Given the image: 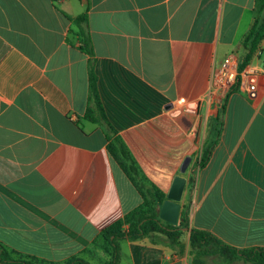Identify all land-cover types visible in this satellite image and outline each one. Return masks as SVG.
Returning <instances> with one entry per match:
<instances>
[{
    "label": "crops",
    "instance_id": "crops-1",
    "mask_svg": "<svg viewBox=\"0 0 264 264\" xmlns=\"http://www.w3.org/2000/svg\"><path fill=\"white\" fill-rule=\"evenodd\" d=\"M256 16L257 0H0V244L36 264H107L101 234L143 204L105 128L86 117L93 61L105 117L142 181L166 201L184 178L190 229L264 248V41L247 66L262 69L257 99L245 80L226 94L212 81L228 55L240 61ZM184 232L177 243L118 240V264H194Z\"/></svg>",
    "mask_w": 264,
    "mask_h": 264
},
{
    "label": "trees",
    "instance_id": "trees-1",
    "mask_svg": "<svg viewBox=\"0 0 264 264\" xmlns=\"http://www.w3.org/2000/svg\"><path fill=\"white\" fill-rule=\"evenodd\" d=\"M74 21L83 34L84 26L88 22V16L83 14L74 19ZM263 41L264 0H257V16L250 31L242 41L243 52L239 63L240 71H243L251 64ZM83 44L84 51L90 56H93L94 53L90 42L84 39ZM93 66V61H91L89 64V97L86 117L105 128L106 137L109 142V151L143 198V204L141 206L131 211L122 221L113 224L101 234V239L105 242L106 250L111 255V261L107 264H118V240L128 239L130 241H138L145 237L160 234L167 236L171 243H177L178 238L185 233L184 230L190 231V254L193 257L194 264H208V259L210 258L224 259L227 263L244 261L248 264H264V248L237 249L224 244L211 233L198 229H190L188 205L183 206L177 225L162 221L159 215L166 196L156 187L149 186L142 181L140 171L127 145L120 137L116 136L115 131L108 123L97 90ZM235 89L230 91V93L234 92ZM223 119L224 107H222L217 117L212 120L210 139L206 143L201 156V168L209 162L213 150L218 143L222 131ZM0 263L36 264L31 258L16 256L15 253L9 251L2 244H0ZM66 264L90 263L82 258H73Z\"/></svg>",
    "mask_w": 264,
    "mask_h": 264
},
{
    "label": "built area",
    "instance_id": "built-area-1",
    "mask_svg": "<svg viewBox=\"0 0 264 264\" xmlns=\"http://www.w3.org/2000/svg\"><path fill=\"white\" fill-rule=\"evenodd\" d=\"M255 55L260 57L261 51L258 50ZM239 63L240 61L237 56L233 54L228 55L213 76V86L216 90L226 94L241 81L245 80L248 83V96L250 99L255 100L258 98L257 76L262 69L258 66H250L240 71Z\"/></svg>",
    "mask_w": 264,
    "mask_h": 264
},
{
    "label": "water",
    "instance_id": "water-1",
    "mask_svg": "<svg viewBox=\"0 0 264 264\" xmlns=\"http://www.w3.org/2000/svg\"><path fill=\"white\" fill-rule=\"evenodd\" d=\"M191 159H186L181 167V172L185 173L190 165ZM186 180L177 177L167 195V200L164 202L160 210V218L169 224L177 225L180 214V201L184 193Z\"/></svg>",
    "mask_w": 264,
    "mask_h": 264
}]
</instances>
